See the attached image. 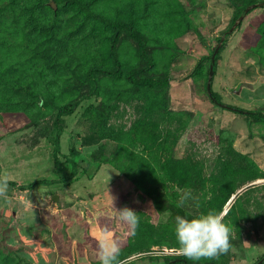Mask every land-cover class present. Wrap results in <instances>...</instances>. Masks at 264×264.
I'll return each mask as SVG.
<instances>
[{"label":"rangeland","instance_id":"rangeland-1","mask_svg":"<svg viewBox=\"0 0 264 264\" xmlns=\"http://www.w3.org/2000/svg\"><path fill=\"white\" fill-rule=\"evenodd\" d=\"M38 1L0 0V71L11 82L10 87L8 82L0 84V174L6 172L17 184L69 174L70 165L62 156L54 166L51 139L40 137L33 127L41 116L27 101L32 90L48 87L80 98L74 111L63 117L60 136L61 152L68 155L73 148L79 155L73 157L78 173L66 182L14 189L7 201L0 198V264H99L95 237L105 230L120 243L123 264H162V255H175V245H167L176 244L174 227L167 226L170 212L154 208L157 184H133L118 170L116 154L139 122L143 134L155 130L175 141L169 156L194 166L199 181L193 187L195 196L185 203H224L222 210H228L240 197L233 212L238 224L229 220L227 225L234 240L240 233L242 247L232 245L227 254L194 264H264V121L243 112L264 114V63L253 49L264 24V3L227 32L212 76L211 88L220 102L240 110L213 102L206 82L210 56L242 1L99 0L92 5L95 12L121 16L132 1L144 20L151 36L147 48L155 59L149 72L167 73L168 107L189 118L186 126L172 118L165 128L161 115L145 108L144 97H108L115 85L107 78L98 76V95L84 98L86 70L109 59V32L70 1ZM175 4L184 7L188 18ZM116 48L129 65L143 67L134 56L132 38L123 35ZM41 102L39 98L37 106ZM90 104L102 105L103 111L86 112ZM45 117L50 130L53 116ZM80 158L89 162L86 169ZM177 191L179 202L183 192ZM125 206L139 216L135 234L116 218V209ZM162 225L163 232L155 237L162 245L155 244L149 236Z\"/></svg>","mask_w":264,"mask_h":264},{"label":"trees","instance_id":"trees-1","mask_svg":"<svg viewBox=\"0 0 264 264\" xmlns=\"http://www.w3.org/2000/svg\"><path fill=\"white\" fill-rule=\"evenodd\" d=\"M47 1L49 2L53 0ZM65 1H70L75 4L78 9H80L84 14H87V16L92 19L93 24L99 25V23H101L104 29L109 32V34L106 35L105 38H108L109 40V42H107V47L105 51L107 56L105 57H108L109 59L106 61L105 65L90 67L88 70H86L85 77L82 79V82L87 87V93L83 97L89 98L92 95H98L100 87H102V85L99 83L98 76L104 77L115 85V87L111 88V91L108 93V97L112 96L120 98L123 95H126V97L130 98L133 97L134 94L140 95L146 100V109H149V107H151L153 111L158 112V114L161 115L160 117L163 118V127H168L172 118H176L177 122H182V126H184L185 123L189 120V118H187V113L173 112L169 109L167 104V90L170 86L171 78L167 75L166 72H149V70H152L155 67V59L149 53L147 48V46L151 42V36L143 27L144 20L142 22V19L138 18L137 12L135 13L134 7L132 5L133 2L129 1V4L124 6L123 9H126L125 14L123 13L120 16L119 13H116L114 16H109L95 12L91 9L92 5L94 3H98L99 0ZM240 1H242V4L236 9V12L234 13L232 18V22H234L236 18L243 13L244 9L248 5L256 3L259 0ZM41 2L42 1L39 0L38 5L41 4ZM57 7H59V5H57ZM172 7L169 10H174ZM175 9L180 12L179 14L181 16H186L188 18L187 11L184 9V7L175 4ZM240 24L241 22L237 25V27ZM257 33L259 36V40L253 46V49L255 51V55H257L258 57L260 56L261 61L264 63V24L260 26L259 31ZM123 35L129 36L135 41L136 49L134 52V56L137 58V60L140 59L143 61V67H135L133 65H129L127 60L121 58L120 54H118L116 45ZM223 46L224 41L222 42V45L220 46L218 52L215 55L213 72L215 69L216 62L219 59L218 53L223 48ZM8 81L9 80L5 79L0 71V84L5 85V83H7ZM211 82L212 78L210 81V89L211 94L213 95L215 100L213 101L210 97L209 98L217 104L221 103L219 95L216 94V92H214L211 88ZM8 85L10 87L11 82H8ZM30 86L31 85L29 84V87ZM31 93L32 95L29 98L30 101L27 102L32 105L34 104V106L36 105V111L38 115L41 116L34 121L33 127L35 128V130L38 131V135L40 137L51 139L53 146L52 158L54 166L56 167L61 163L60 156H62L64 158L63 162L68 163L70 165V172L67 176L61 177L59 179L43 178L34 180L26 184H17V182L9 180V194H11L14 189L27 191L32 190L38 185L42 184L49 185L56 182H66L76 178V175L78 173L77 162L73 159V157H77L79 155L77 152H75L73 148L69 151L68 155L63 154L61 152L60 136L64 131L63 117L66 115H70L74 111V109L79 103L80 98L72 99L73 96L66 94L64 90L59 89L57 91L49 89V87L45 89L32 90ZM39 98H41L42 100L40 106L43 107L44 110H42L41 107L37 106ZM96 110H101L102 112V105L100 107H97L93 104H90L85 111L93 113ZM243 112H246L248 116L256 120L264 121V114L259 111ZM49 113L51 114V116H53L50 124V130H48L47 128V122L45 119L47 118L45 116H48ZM164 121L166 123H164ZM135 127L136 130H133L131 133L134 136H130L131 134L128 135L130 136L128 138V143L122 148V151L120 153L117 152L118 154H116L118 155L117 160L121 161V165L118 167V170L133 184H157L155 188L157 190V195L155 199L159 200L154 203V208L158 213L166 210L170 212V218L169 222L167 223V226L172 225L174 227L175 217L177 215L191 217L209 209H216L218 211L222 210V206L224 205V203L216 207L213 202L201 206H196L194 203L188 202L178 207V202L175 200V197H177L178 194L177 189L183 192L182 196H184L186 193L189 194V198H193L195 196V189L193 187L196 185V182L199 181V178L197 177L198 175L195 173L194 166L185 163L181 159H174L172 156L168 155L169 151L167 150L169 147L172 146V143H174L175 141L172 143L171 141H168L167 135L160 137L155 133V130L151 132L150 136L149 133L143 134L141 131V122H139L138 125H136ZM79 161L85 160L80 158ZM88 166L89 162L85 161L84 169H86ZM136 171L139 172V178H137L138 174H136ZM239 198L240 197H238L230 206V208H228L227 214L225 216L226 224L229 220H232L233 224L235 225L238 224L239 218L237 217V215H234L233 212L237 206ZM163 226L164 225L159 226L157 228L155 226V230L157 229V233L155 235L153 234L154 236H149L150 238L154 239L153 243L162 245L161 240L155 237H159V233L163 232V229L165 228ZM138 230H140V228L136 229V231ZM238 235L239 240H234V238L230 237V241L231 245H236L237 247L241 248L243 243L240 233ZM167 245L175 244L170 243ZM161 257H163L161 261L162 264H194L192 260H188L185 257L178 255H162Z\"/></svg>","mask_w":264,"mask_h":264},{"label":"clouds","instance_id":"clouds-1","mask_svg":"<svg viewBox=\"0 0 264 264\" xmlns=\"http://www.w3.org/2000/svg\"><path fill=\"white\" fill-rule=\"evenodd\" d=\"M10 192L9 177L7 173L0 174V198L7 201ZM186 193L178 202L182 206L188 199ZM116 209V208H115ZM227 209H209L191 217L177 215L174 224L175 255L188 260H212L231 249L232 228L225 223ZM116 218L126 225L133 234L139 226L137 212L125 206L116 209ZM97 250L96 256L99 264H123L120 243L105 230L100 236L95 237Z\"/></svg>","mask_w":264,"mask_h":264},{"label":"water","instance_id":"water-1","mask_svg":"<svg viewBox=\"0 0 264 264\" xmlns=\"http://www.w3.org/2000/svg\"><path fill=\"white\" fill-rule=\"evenodd\" d=\"M264 3L263 2H259V3H253V4H250L248 5L242 14H240L236 20L233 22V24L230 26V28L227 30V32H231L242 20V18L244 17V15L252 8L258 6V5H262ZM227 32H224V34L220 37V40L219 42L217 43L216 47L214 48L212 54H211V61H210V64H209V73H208V78H207V83H206V89H207V93H208V96L214 101V97L213 95L211 94V89H210V81H211V78H212V75H213V66H214V58H215V55L216 53L218 52L220 46L222 45V42L224 41V38L227 34ZM218 105L222 106V107H225V108H228V109H233V110H240V109H237L235 107H231V106H228V105H223L221 103H218ZM260 262V261H259ZM259 262H257L256 264H258Z\"/></svg>","mask_w":264,"mask_h":264}]
</instances>
